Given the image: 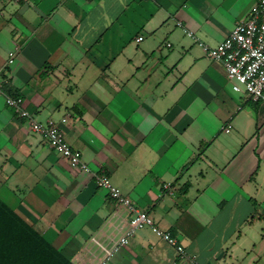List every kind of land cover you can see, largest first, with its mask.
I'll use <instances>...</instances> for the list:
<instances>
[{"label":"crops","instance_id":"obj_1","mask_svg":"<svg viewBox=\"0 0 264 264\" xmlns=\"http://www.w3.org/2000/svg\"><path fill=\"white\" fill-rule=\"evenodd\" d=\"M254 1L0 0L2 94L36 121L66 119L90 169L71 168L0 95V200L89 264L116 225L92 173L106 174L198 264H264V104L234 92L198 44L216 47ZM171 263L187 264L148 227L109 262Z\"/></svg>","mask_w":264,"mask_h":264},{"label":"built area","instance_id":"obj_2","mask_svg":"<svg viewBox=\"0 0 264 264\" xmlns=\"http://www.w3.org/2000/svg\"><path fill=\"white\" fill-rule=\"evenodd\" d=\"M188 35L198 42L191 32H188ZM142 39L138 37L136 42ZM198 44L202 46L207 57L223 65L226 78L234 92L246 95L253 102L264 104V0H255L248 18L236 23L229 35L216 47L211 48L200 42ZM15 54V50L9 52L8 64L13 63ZM0 95H3L1 84ZM3 96L5 104L19 117L28 119L29 129L45 140L52 151L64 158L71 168L90 171L82 161L80 151L72 148L64 139L60 123H64L66 119H62L60 123L52 120L36 121L22 107V98ZM230 129V125H224L221 131L229 132ZM92 174L96 187L106 191L107 199L113 207L112 215L116 225L107 237V244L92 240L99 248V255L89 264H109L114 255L129 244L136 232L145 227L172 247L177 259L187 264H198L196 257L189 254L170 231L159 229L146 212L135 207L131 200L111 183L106 174Z\"/></svg>","mask_w":264,"mask_h":264},{"label":"trees","instance_id":"obj_3","mask_svg":"<svg viewBox=\"0 0 264 264\" xmlns=\"http://www.w3.org/2000/svg\"><path fill=\"white\" fill-rule=\"evenodd\" d=\"M0 264H73L0 200Z\"/></svg>","mask_w":264,"mask_h":264}]
</instances>
